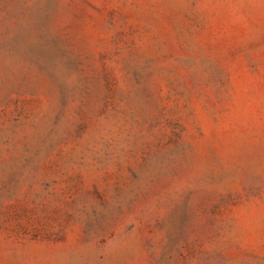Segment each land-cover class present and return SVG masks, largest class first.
Wrapping results in <instances>:
<instances>
[{"label":"rangeland","instance_id":"obj_1","mask_svg":"<svg viewBox=\"0 0 264 264\" xmlns=\"http://www.w3.org/2000/svg\"><path fill=\"white\" fill-rule=\"evenodd\" d=\"M0 264H264V0H0Z\"/></svg>","mask_w":264,"mask_h":264}]
</instances>
